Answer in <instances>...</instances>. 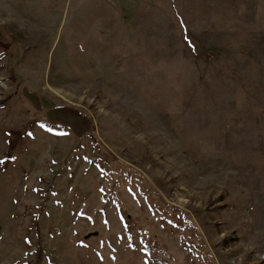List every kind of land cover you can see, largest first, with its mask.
Segmentation results:
<instances>
[{
    "label": "rangeland",
    "instance_id": "1",
    "mask_svg": "<svg viewBox=\"0 0 264 264\" xmlns=\"http://www.w3.org/2000/svg\"><path fill=\"white\" fill-rule=\"evenodd\" d=\"M0 264H264V0H0Z\"/></svg>",
    "mask_w": 264,
    "mask_h": 264
}]
</instances>
